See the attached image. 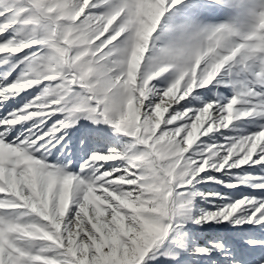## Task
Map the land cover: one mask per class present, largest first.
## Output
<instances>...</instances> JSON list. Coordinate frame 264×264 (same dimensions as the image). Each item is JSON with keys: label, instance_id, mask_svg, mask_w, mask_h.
Listing matches in <instances>:
<instances>
[{"label": "snow or ice", "instance_id": "1", "mask_svg": "<svg viewBox=\"0 0 264 264\" xmlns=\"http://www.w3.org/2000/svg\"><path fill=\"white\" fill-rule=\"evenodd\" d=\"M0 264H264V0H0Z\"/></svg>", "mask_w": 264, "mask_h": 264}]
</instances>
